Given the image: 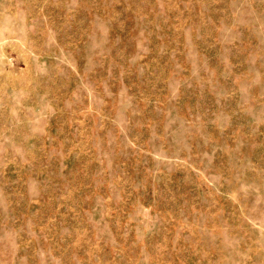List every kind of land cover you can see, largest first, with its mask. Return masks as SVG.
Listing matches in <instances>:
<instances>
[{
  "label": "rangeland",
  "instance_id": "1",
  "mask_svg": "<svg viewBox=\"0 0 264 264\" xmlns=\"http://www.w3.org/2000/svg\"><path fill=\"white\" fill-rule=\"evenodd\" d=\"M0 264H264V0H0Z\"/></svg>",
  "mask_w": 264,
  "mask_h": 264
}]
</instances>
